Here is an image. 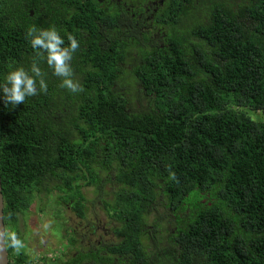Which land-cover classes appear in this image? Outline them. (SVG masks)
<instances>
[{
  "label": "trees",
  "instance_id": "obj_1",
  "mask_svg": "<svg viewBox=\"0 0 264 264\" xmlns=\"http://www.w3.org/2000/svg\"><path fill=\"white\" fill-rule=\"evenodd\" d=\"M32 25L77 38L84 91L60 87L46 54V94L12 106L0 91L5 228L58 192L118 227L56 264H264V121L237 110L264 117V0H0V83L30 70Z\"/></svg>",
  "mask_w": 264,
  "mask_h": 264
},
{
  "label": "rangeland",
  "instance_id": "obj_2",
  "mask_svg": "<svg viewBox=\"0 0 264 264\" xmlns=\"http://www.w3.org/2000/svg\"><path fill=\"white\" fill-rule=\"evenodd\" d=\"M237 110H242L241 112L254 121H264L260 113H253L246 108ZM112 188H105L108 199ZM60 196L63 194L52 192L44 202L34 196L28 210L18 215V236L25 245L21 251L26 254L31 264H56L57 260L64 263L78 252L86 253L89 248L115 242L114 233L102 229H115L118 224L110 219L100 201L94 206L88 205L85 218L80 219L65 204H57ZM151 222L152 217L149 220ZM45 225L48 227L45 228ZM12 229V226L7 228L9 232H13ZM71 239L75 242L72 245Z\"/></svg>",
  "mask_w": 264,
  "mask_h": 264
},
{
  "label": "clouds",
  "instance_id": "obj_3",
  "mask_svg": "<svg viewBox=\"0 0 264 264\" xmlns=\"http://www.w3.org/2000/svg\"><path fill=\"white\" fill-rule=\"evenodd\" d=\"M26 39L36 51V56L32 60L30 70L23 66L9 65L11 70L0 83V91L6 105L17 106L23 104L27 97L36 96L40 92L47 93L46 73L39 66L40 61L45 59V54L47 66L53 70L55 76L61 78L60 87L74 94L84 91L83 86L75 79L71 65L74 53L80 48L79 41L73 34H68L69 43L65 46V40L55 26L45 29L32 25L27 29ZM168 179L173 181L178 179L171 168ZM47 227L48 225H45V228ZM0 246L20 252L25 245L16 232H9L4 228L0 229Z\"/></svg>",
  "mask_w": 264,
  "mask_h": 264
},
{
  "label": "water",
  "instance_id": "obj_4",
  "mask_svg": "<svg viewBox=\"0 0 264 264\" xmlns=\"http://www.w3.org/2000/svg\"><path fill=\"white\" fill-rule=\"evenodd\" d=\"M3 211H4V199L1 192V180H0V229L5 228L3 221ZM0 264H9L6 248L2 246H0Z\"/></svg>",
  "mask_w": 264,
  "mask_h": 264
},
{
  "label": "flooded vegetation",
  "instance_id": "obj_5",
  "mask_svg": "<svg viewBox=\"0 0 264 264\" xmlns=\"http://www.w3.org/2000/svg\"><path fill=\"white\" fill-rule=\"evenodd\" d=\"M102 230H103V231H106V230H105V228H104V229H102ZM89 249H92V248H89Z\"/></svg>",
  "mask_w": 264,
  "mask_h": 264
}]
</instances>
